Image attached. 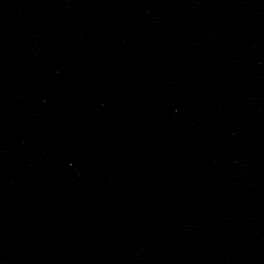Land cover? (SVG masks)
I'll return each instance as SVG.
<instances>
[{"label":"water","instance_id":"95a60500","mask_svg":"<svg viewBox=\"0 0 264 264\" xmlns=\"http://www.w3.org/2000/svg\"><path fill=\"white\" fill-rule=\"evenodd\" d=\"M0 264H264V0H0Z\"/></svg>","mask_w":264,"mask_h":264}]
</instances>
